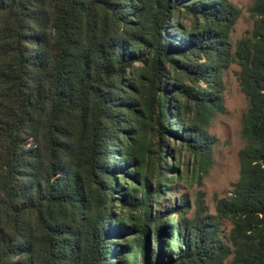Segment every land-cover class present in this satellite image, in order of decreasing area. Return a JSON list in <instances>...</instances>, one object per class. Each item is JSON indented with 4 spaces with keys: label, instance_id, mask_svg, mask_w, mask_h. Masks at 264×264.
<instances>
[{
    "label": "trees",
    "instance_id": "1",
    "mask_svg": "<svg viewBox=\"0 0 264 264\" xmlns=\"http://www.w3.org/2000/svg\"><path fill=\"white\" fill-rule=\"evenodd\" d=\"M249 12L234 46L230 0H0V264H264V0ZM231 62L239 177L214 213L162 210L167 134L204 154Z\"/></svg>",
    "mask_w": 264,
    "mask_h": 264
},
{
    "label": "rangeland",
    "instance_id": "2",
    "mask_svg": "<svg viewBox=\"0 0 264 264\" xmlns=\"http://www.w3.org/2000/svg\"><path fill=\"white\" fill-rule=\"evenodd\" d=\"M230 1L238 9V17L231 32V41L235 46L241 38L250 35L253 19L249 8L254 0ZM238 72L239 66L236 62H231L228 68L222 71V107L220 110H214L208 117L205 129L209 140L203 155L192 154L181 144L180 139L172 133L167 134L168 148L163 157L170 165L177 163L180 178L173 176L172 191L161 197L162 210L174 202L179 204L183 199L190 205L188 216L196 209L197 202H202L205 213H214L215 198L227 197L231 193L233 184L239 177L238 153L244 144L241 135L242 116L247 106L246 98L240 90ZM174 114L173 110H169L170 117ZM114 210L116 213L124 212L118 203H115ZM176 217L177 214L174 215V218ZM220 223V235L230 246L227 234L231 223L226 220H221ZM231 257H228L225 264H231Z\"/></svg>",
    "mask_w": 264,
    "mask_h": 264
}]
</instances>
